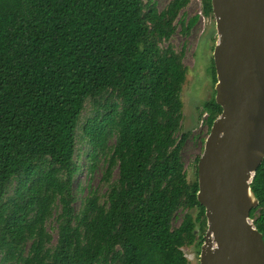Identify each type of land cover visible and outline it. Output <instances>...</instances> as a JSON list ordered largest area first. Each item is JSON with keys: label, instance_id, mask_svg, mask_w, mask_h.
Masks as SVG:
<instances>
[{"label": "trees", "instance_id": "trees-1", "mask_svg": "<svg viewBox=\"0 0 264 264\" xmlns=\"http://www.w3.org/2000/svg\"><path fill=\"white\" fill-rule=\"evenodd\" d=\"M190 2L0 0V264H189L184 248L200 253V156L192 180L183 159L188 67L170 42L199 21L183 12ZM215 94L200 110L209 131ZM79 137L91 171L106 164L107 190L77 209ZM251 185L264 235V161Z\"/></svg>", "mask_w": 264, "mask_h": 264}, {"label": "water", "instance_id": "water-1", "mask_svg": "<svg viewBox=\"0 0 264 264\" xmlns=\"http://www.w3.org/2000/svg\"><path fill=\"white\" fill-rule=\"evenodd\" d=\"M214 119L198 161L197 194L207 230L200 264H264V235L251 218L264 161V0H212Z\"/></svg>", "mask_w": 264, "mask_h": 264}, {"label": "rangeland", "instance_id": "rangeland-1", "mask_svg": "<svg viewBox=\"0 0 264 264\" xmlns=\"http://www.w3.org/2000/svg\"><path fill=\"white\" fill-rule=\"evenodd\" d=\"M159 9H163L170 0H157ZM187 19L198 14L199 21L191 29L188 35H183L178 27L177 32L171 39V44L177 50L185 49L184 62L188 67L186 82L183 86V119L182 132H187L189 138L183 148V159L188 171L190 180L196 177V158L204 150L205 140L209 134L206 112L201 113L204 102L214 95L215 85L213 79V51L218 39L214 14L205 15L203 12L202 0H191L183 10ZM91 104L88 103L83 117L90 115ZM82 130H80L81 135ZM113 142V140H112ZM111 143V141H110ZM78 147L80 148L81 170L76 177V208L81 207L83 199L89 194L91 188H97L105 193L107 185L103 183L102 177L106 168L103 159H100L95 170L91 171V161L85 155L88 144L79 137ZM117 170L113 173L112 179L117 178ZM194 216L197 210H193ZM182 220V213L175 220L178 225ZM48 228L57 238V224L55 220L48 223ZM189 264H200V253L195 245L184 248Z\"/></svg>", "mask_w": 264, "mask_h": 264}, {"label": "built area", "instance_id": "built-area-1", "mask_svg": "<svg viewBox=\"0 0 264 264\" xmlns=\"http://www.w3.org/2000/svg\"><path fill=\"white\" fill-rule=\"evenodd\" d=\"M206 115L208 116V113H206Z\"/></svg>", "mask_w": 264, "mask_h": 264}, {"label": "flooded vegetation", "instance_id": "flooded-vegetation-1", "mask_svg": "<svg viewBox=\"0 0 264 264\" xmlns=\"http://www.w3.org/2000/svg\"><path fill=\"white\" fill-rule=\"evenodd\" d=\"M207 113V112H206ZM208 118V117H207Z\"/></svg>", "mask_w": 264, "mask_h": 264}]
</instances>
